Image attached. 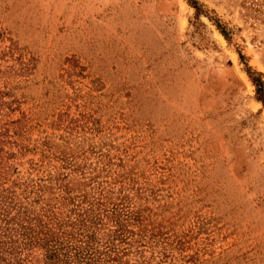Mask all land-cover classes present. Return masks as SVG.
Returning <instances> with one entry per match:
<instances>
[{"label":"rangeland","instance_id":"374dc122","mask_svg":"<svg viewBox=\"0 0 264 264\" xmlns=\"http://www.w3.org/2000/svg\"><path fill=\"white\" fill-rule=\"evenodd\" d=\"M0 264H264V0H0Z\"/></svg>","mask_w":264,"mask_h":264},{"label":"trees","instance_id":"16d2710c","mask_svg":"<svg viewBox=\"0 0 264 264\" xmlns=\"http://www.w3.org/2000/svg\"><path fill=\"white\" fill-rule=\"evenodd\" d=\"M254 80H256V78L254 77Z\"/></svg>","mask_w":264,"mask_h":264}]
</instances>
